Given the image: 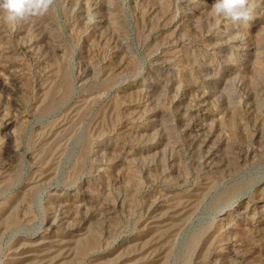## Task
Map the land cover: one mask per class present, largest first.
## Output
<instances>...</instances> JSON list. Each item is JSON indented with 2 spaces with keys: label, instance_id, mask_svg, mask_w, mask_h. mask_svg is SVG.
<instances>
[{
  "label": "rangeland",
  "instance_id": "obj_1",
  "mask_svg": "<svg viewBox=\"0 0 264 264\" xmlns=\"http://www.w3.org/2000/svg\"><path fill=\"white\" fill-rule=\"evenodd\" d=\"M214 2L0 19V264H264V0Z\"/></svg>",
  "mask_w": 264,
  "mask_h": 264
},
{
  "label": "clouds",
  "instance_id": "obj_2",
  "mask_svg": "<svg viewBox=\"0 0 264 264\" xmlns=\"http://www.w3.org/2000/svg\"><path fill=\"white\" fill-rule=\"evenodd\" d=\"M54 0H0V19L14 24L18 20L39 18L52 8ZM209 15L216 20L230 19L233 22L251 18L249 0H215Z\"/></svg>",
  "mask_w": 264,
  "mask_h": 264
}]
</instances>
